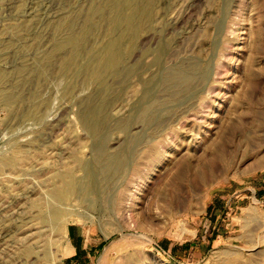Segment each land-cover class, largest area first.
<instances>
[{"label": "rangeland", "instance_id": "obj_1", "mask_svg": "<svg viewBox=\"0 0 264 264\" xmlns=\"http://www.w3.org/2000/svg\"><path fill=\"white\" fill-rule=\"evenodd\" d=\"M0 264H264V0H0Z\"/></svg>", "mask_w": 264, "mask_h": 264}, {"label": "bare ground", "instance_id": "obj_2", "mask_svg": "<svg viewBox=\"0 0 264 264\" xmlns=\"http://www.w3.org/2000/svg\"><path fill=\"white\" fill-rule=\"evenodd\" d=\"M143 11V10H142ZM140 14V16H139V18L141 19V20H144V18L146 17V16H144V14L141 12V13H139ZM138 18V19H139ZM140 24H141V22H140ZM135 29H137V27L135 26ZM134 29V30H135ZM132 33H133V31H132ZM139 33V32H138ZM110 62V61H109ZM113 62V61H112ZM202 73H201V71H197V70H194V71H192V72H188V73H181V74H179L178 75V79H179V81L181 82V83H183V84H190L192 81H194V80H198V79H200V78H202ZM64 196L63 194H58V193H56L55 195H54V197H55V199H59V197H61V196ZM51 215H50V217H48V218H50V220L48 219L47 221L51 224V225H57L58 223H59V221H60V216H61V214H60V212H58V211H56V210H54V212H51L50 213ZM17 219V218H16ZM22 223V224H21ZM20 224L21 225H23V223H25L24 221L23 222H21ZM48 223V224H49ZM18 225V226H14L13 227V233L15 232V231H17L19 228H20V226L21 225ZM49 224V225H50ZM25 227V226H24ZM56 227V226H55ZM54 227V228H55ZM22 228V227H21ZM19 231V230H18Z\"/></svg>", "mask_w": 264, "mask_h": 264}, {"label": "crops", "instance_id": "obj_3", "mask_svg": "<svg viewBox=\"0 0 264 264\" xmlns=\"http://www.w3.org/2000/svg\"><path fill=\"white\" fill-rule=\"evenodd\" d=\"M69 236H72L70 232H69ZM72 237H73V236H72ZM72 237H71V240H70V241H71V243H72V245H73L74 242H73V240H72ZM82 249H83V247H82ZM70 257H71V256H70Z\"/></svg>", "mask_w": 264, "mask_h": 264}]
</instances>
